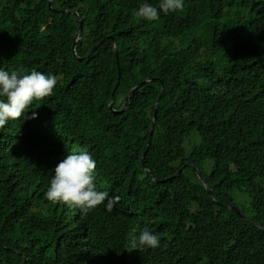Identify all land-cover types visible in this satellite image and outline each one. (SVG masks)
Here are the masks:
<instances>
[{
	"label": "trees",
	"instance_id": "1",
	"mask_svg": "<svg viewBox=\"0 0 264 264\" xmlns=\"http://www.w3.org/2000/svg\"><path fill=\"white\" fill-rule=\"evenodd\" d=\"M110 1H54L56 9L75 10L78 2L88 3L97 13L91 18L92 31L114 36L117 55L107 40L78 61L72 51L74 13L54 12L48 0H0V69L26 75L30 66L47 60L55 72L79 81L84 90L65 97L53 89V95L34 101L25 115L0 128V264H90L92 256L84 253L92 237L95 244L111 239L123 264H264V232L254 225L264 228V128L255 129L258 135L236 139L234 147L232 142L224 158L207 171L203 153L200 166L212 197L194 171L191 177L174 180L161 160L175 147L166 133L168 117L177 110L191 121L194 114L185 85L164 95L150 143L155 82L140 86L122 112L118 110L129 88L112 94L119 70L122 74L143 62L128 79L130 87L153 76L154 69L161 70V53L140 36L146 24L134 14L142 3L159 8L161 0ZM191 1L184 0L182 11L168 14L169 25L194 19L179 39L183 51L177 61L180 67L201 66L200 98L210 101L214 117L235 121L243 111L241 101L248 99L241 92L252 91L248 76L264 77V0H198L197 13L190 12ZM214 34L219 43H210ZM88 48L78 44L77 51L84 56ZM254 88L264 94L260 83ZM141 100L145 107L136 103ZM70 111L76 112L73 120L79 129L65 120ZM33 112L36 118H31ZM81 151L91 153L96 162L97 190L120 198L114 211L102 204L83 215L75 207L53 204L39 194L46 193L50 181L31 183L21 169L33 164L52 176L67 154ZM142 154L154 177L163 182L146 175ZM10 195L27 198L19 204L37 205L12 208L4 200ZM145 227L158 236L159 246L128 251L130 235L138 236Z\"/></svg>",
	"mask_w": 264,
	"mask_h": 264
},
{
	"label": "clouds",
	"instance_id": "2",
	"mask_svg": "<svg viewBox=\"0 0 264 264\" xmlns=\"http://www.w3.org/2000/svg\"><path fill=\"white\" fill-rule=\"evenodd\" d=\"M54 1L52 0L51 7ZM197 5L198 0H192L190 12L197 13ZM78 6L79 8L75 10L56 9L49 6L52 11L54 9L57 10L54 12H60V14L72 12L77 17V27L72 45L74 58L78 61H83L92 53H96L98 47L107 40L112 41L111 45L114 54L117 55L116 44L113 41L114 36H104L102 31L97 29L92 31L91 29V18L97 13L90 9L88 3L78 2ZM183 8L184 0H161L159 8L149 3H142L139 6L134 14L140 18L142 23L146 24L145 32L140 36L150 43L152 42L161 53L160 56L162 59L159 61L162 68L160 71L154 69L153 76H147L131 87L129 86L128 79L143 67V62H140L139 66H128L124 71L125 73L121 74L119 70L118 76L114 81L112 94L114 95L117 89L123 86L129 88L123 97L122 107L118 110L122 112L130 104L131 96L140 86L145 83L150 84L155 82L151 84V87L158 89V96L154 102L152 120L155 112L156 116L153 131L150 140H148L150 143L157 121V112L164 95L174 93L179 89L180 85H185V98L192 104L194 114H190L191 121L182 117V114L177 110L173 111L172 116L168 117L167 120L169 123L166 126V133L170 144L175 147L169 151L161 162L167 167L174 180L181 179L185 176L191 177L192 171H194L207 190L203 180L200 178L202 176L205 183L210 186L202 174L203 172L200 166L202 164L200 158L203 153L206 152L207 154L208 162L204 168L207 171L208 168L215 167V162L219 163L224 158L232 142L234 147L236 139H241L250 134L258 135L255 129H259L260 132L264 128V94H261V88H254L256 82L260 83L264 88V77L261 74L253 75V73L248 76V86L252 91L241 92V95H247L248 99H246V102L241 101L243 111L235 121L222 120L214 117L210 113V101L199 96V87L203 84L201 79V66H196L197 64H195L189 68L180 67L181 63L177 61L182 56L183 51L182 41H179V39L194 19L182 20L169 25L172 19H168L172 17L168 14L182 11ZM161 12L164 13V18L160 17ZM260 12L262 14L261 21L264 22V10ZM208 20L204 19L206 22H209ZM131 36L133 40L136 39L132 33ZM210 43H219L215 34ZM78 44L89 47L84 56L79 55L77 51ZM167 50L174 51L165 55L164 53ZM79 84V81L72 80L66 74L55 72L47 60L38 61L30 66L27 69L26 75H20L17 71L9 73L8 71L0 69V97L4 98L0 99V128H4L9 120H17L25 115L26 110L30 108L34 101H42L44 98L53 95V89L59 96L62 94H65V97L74 94L81 95L84 90ZM113 103L114 100H112ZM136 103L140 108L146 106L144 100ZM75 117L76 112L70 111L66 113L65 120H69L67 123L70 126L79 129L80 124L73 120ZM31 118H36L35 112H33ZM178 124H182L184 127L181 129V127H178ZM241 132V136L235 137L236 134ZM141 165L146 175L152 178L153 182L161 183L165 180L154 177L150 169V164L147 161L145 164L144 154L141 156ZM21 169L25 170L27 177L31 179V183H37L41 186L42 181H50L46 193H39L45 196L49 202L75 207L83 215H87L102 204L107 211H114L120 202L118 196L109 197L108 192L97 190L94 182L96 162L88 151H81L78 154H67L55 166L52 176L44 174L40 169H36L33 164L22 166ZM210 196L212 197V192ZM23 199L27 198L13 197L10 195L4 200H7L5 202L9 203L12 208L17 207L18 209L25 208L26 210H30L37 205L36 203H28V201H23L19 204L18 202ZM129 239L128 251H141L145 248L155 249L159 246L158 236L153 234L147 227L142 229L138 236L133 232ZM94 240L95 238L92 237V240L87 242V250L84 253L85 255L92 256L90 264H123L111 239L109 240L108 237H105L103 240L98 241L97 244H95Z\"/></svg>",
	"mask_w": 264,
	"mask_h": 264
},
{
	"label": "water",
	"instance_id": "3",
	"mask_svg": "<svg viewBox=\"0 0 264 264\" xmlns=\"http://www.w3.org/2000/svg\"><path fill=\"white\" fill-rule=\"evenodd\" d=\"M51 4H52V0L49 1V6H50V7H51ZM51 8H52V7H51ZM54 11H57V10L54 9ZM79 60H81V58H79ZM155 116H156V112L154 113V116H153V120H152V124H151V128H150V132H149L148 140H150V136H151L152 131H153V126H154V124H155ZM200 178L203 180V182H204V184H205V186H206L208 192L211 194L212 190H211L210 186H208V185L205 183V181H204V179H203L202 176H200ZM229 208H230L232 211L236 212L237 214L242 215L241 212H240V211H239V210H238L233 204H230ZM246 220H247V219H246ZM247 221H249V220H247ZM255 226H257L260 230H262V231L264 232V228H262L261 226H259V225H257V224H255Z\"/></svg>",
	"mask_w": 264,
	"mask_h": 264
},
{
	"label": "rangeland",
	"instance_id": "4",
	"mask_svg": "<svg viewBox=\"0 0 264 264\" xmlns=\"http://www.w3.org/2000/svg\"><path fill=\"white\" fill-rule=\"evenodd\" d=\"M235 196H237L240 199V194L239 193H236Z\"/></svg>",
	"mask_w": 264,
	"mask_h": 264
}]
</instances>
